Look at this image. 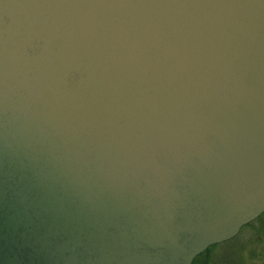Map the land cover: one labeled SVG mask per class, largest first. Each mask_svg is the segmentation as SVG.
<instances>
[{
  "label": "water",
  "instance_id": "1",
  "mask_svg": "<svg viewBox=\"0 0 264 264\" xmlns=\"http://www.w3.org/2000/svg\"><path fill=\"white\" fill-rule=\"evenodd\" d=\"M264 211V0H0V264H190Z\"/></svg>",
  "mask_w": 264,
  "mask_h": 264
},
{
  "label": "rangeland",
  "instance_id": "2",
  "mask_svg": "<svg viewBox=\"0 0 264 264\" xmlns=\"http://www.w3.org/2000/svg\"><path fill=\"white\" fill-rule=\"evenodd\" d=\"M264 216L240 227L231 239L215 244L197 259L213 264H264Z\"/></svg>",
  "mask_w": 264,
  "mask_h": 264
},
{
  "label": "flooded vegetation",
  "instance_id": "3",
  "mask_svg": "<svg viewBox=\"0 0 264 264\" xmlns=\"http://www.w3.org/2000/svg\"><path fill=\"white\" fill-rule=\"evenodd\" d=\"M262 216H264V211H262L255 219H258L259 217H262ZM262 219H264V218H262ZM254 220V219H253ZM253 220H251V221H253ZM250 221V222H251ZM249 223V222H248ZM247 224V223H246ZM245 224V225H246ZM240 229V228H239ZM260 230H261V234L262 235H264V223L263 224H261L260 225ZM239 231V230H238ZM237 234V233H236ZM235 234V235H236ZM234 235V236H235ZM231 239V238H230ZM229 240V239H228ZM227 241V240H226ZM223 242H225V241H223ZM218 244V243H217ZM203 252V251H202ZM200 254V253H199ZM199 254H197L196 256H194L193 257V259L191 260V262H190V264H209V263H201V261L200 260H198L197 258V256L199 255Z\"/></svg>",
  "mask_w": 264,
  "mask_h": 264
},
{
  "label": "trees",
  "instance_id": "4",
  "mask_svg": "<svg viewBox=\"0 0 264 264\" xmlns=\"http://www.w3.org/2000/svg\"><path fill=\"white\" fill-rule=\"evenodd\" d=\"M215 244H212L210 246H208L203 252H201L197 257L201 256L205 251H207L209 248H211L212 246H214ZM206 259H204L203 261H201V263H210L208 261H205ZM213 264V263H212Z\"/></svg>",
  "mask_w": 264,
  "mask_h": 264
}]
</instances>
